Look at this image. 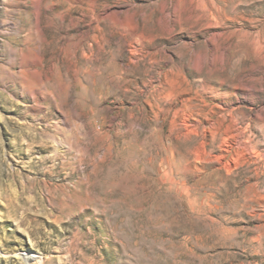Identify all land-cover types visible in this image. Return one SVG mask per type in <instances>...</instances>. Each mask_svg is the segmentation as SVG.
Masks as SVG:
<instances>
[{"label":"rangeland","instance_id":"1","mask_svg":"<svg viewBox=\"0 0 264 264\" xmlns=\"http://www.w3.org/2000/svg\"><path fill=\"white\" fill-rule=\"evenodd\" d=\"M0 251L264 264V0H0Z\"/></svg>","mask_w":264,"mask_h":264},{"label":"bare ground","instance_id":"2","mask_svg":"<svg viewBox=\"0 0 264 264\" xmlns=\"http://www.w3.org/2000/svg\"><path fill=\"white\" fill-rule=\"evenodd\" d=\"M40 3H41V0H33V4H34V6L37 8V7H39L40 6ZM177 10V9H176ZM77 48V47H76ZM37 60V59H36ZM34 74V73H33ZM32 74V75H33ZM10 77V76H9ZM0 254H1V251H0ZM24 259H26V260H31V261H36V259H37V257L36 256H33V255H26V256H24ZM39 262H40V260H39Z\"/></svg>","mask_w":264,"mask_h":264}]
</instances>
